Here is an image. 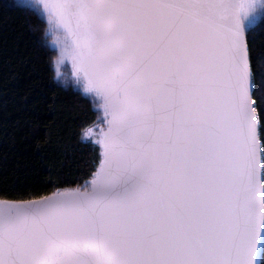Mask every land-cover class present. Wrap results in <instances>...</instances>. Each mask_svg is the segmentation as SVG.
I'll return each instance as SVG.
<instances>
[{"label": "snow or ice", "instance_id": "snow-or-ice-1", "mask_svg": "<svg viewBox=\"0 0 264 264\" xmlns=\"http://www.w3.org/2000/svg\"><path fill=\"white\" fill-rule=\"evenodd\" d=\"M36 5L100 101L101 158L49 195L0 181V264H264V0Z\"/></svg>", "mask_w": 264, "mask_h": 264}, {"label": "trees", "instance_id": "trees-1", "mask_svg": "<svg viewBox=\"0 0 264 264\" xmlns=\"http://www.w3.org/2000/svg\"><path fill=\"white\" fill-rule=\"evenodd\" d=\"M56 55L44 21L16 0H0V181L28 177L35 185V191L11 199L81 184L99 162L96 137L81 138L95 121L91 103L71 87L56 84ZM50 129L57 133L51 139Z\"/></svg>", "mask_w": 264, "mask_h": 264}, {"label": "water", "instance_id": "water-1", "mask_svg": "<svg viewBox=\"0 0 264 264\" xmlns=\"http://www.w3.org/2000/svg\"><path fill=\"white\" fill-rule=\"evenodd\" d=\"M36 5V0H23V5ZM42 12V10H41ZM42 20L45 23V32H46V36L49 38V45L50 48L52 50H55L56 52V57L54 58L52 64H53V70H54V80L56 82V84H58L59 86H62L65 89H69L70 87L80 93L84 98H86L90 103H91V107L92 110L95 113V121L94 123L89 126V127H94L95 131L98 132L99 128L102 125V109L99 107L100 101L97 97H95L94 93H88L84 90L83 87V83L81 81L76 80V78L74 77V75L72 74L71 71V61L70 60H64L59 67V74H58V70H57V61L60 59V52H61V45L59 43H57V41H63V32L62 31H57L53 28H51L46 21V16L43 15L42 13ZM260 20L259 15H256L252 18V20L250 21V23H252L253 25H255L256 23H258ZM88 127V128H89ZM87 128V129H88ZM86 129V130H87ZM86 130L81 134V138L82 141L85 142L87 139H90L91 137H88L85 135ZM95 137V136H93ZM100 147H99V162H100ZM99 162L96 166V168L99 166ZM95 168V170H96ZM95 170L92 172V174L95 172ZM91 174V176H92ZM91 176L87 179H85L81 184L75 185L71 188H77V187H82L85 183V181H88L91 179ZM65 188H69V187H65ZM65 188H58V189H65ZM57 189H55L54 191H56ZM52 191V192H54ZM51 192V193H52ZM49 193V194H51ZM47 194V195H49Z\"/></svg>", "mask_w": 264, "mask_h": 264}]
</instances>
